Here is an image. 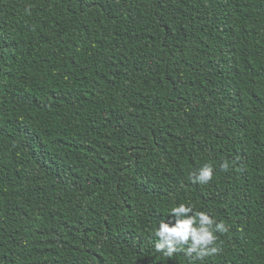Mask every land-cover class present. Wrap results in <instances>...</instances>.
<instances>
[{"label":"trees","instance_id":"1","mask_svg":"<svg viewBox=\"0 0 264 264\" xmlns=\"http://www.w3.org/2000/svg\"><path fill=\"white\" fill-rule=\"evenodd\" d=\"M0 264H264V0H0Z\"/></svg>","mask_w":264,"mask_h":264},{"label":"clouds","instance_id":"2","mask_svg":"<svg viewBox=\"0 0 264 264\" xmlns=\"http://www.w3.org/2000/svg\"><path fill=\"white\" fill-rule=\"evenodd\" d=\"M222 167L227 168L225 162ZM213 176L211 165H204L194 177V182L207 184ZM190 206L183 203L170 210L173 220L161 221L155 230L158 243L155 250L162 253L164 257L171 258L174 253L183 251L186 256L194 259H202L217 252L215 244L217 237L215 233L226 232L223 222L217 223L207 213L194 212ZM187 245V247H185Z\"/></svg>","mask_w":264,"mask_h":264}]
</instances>
